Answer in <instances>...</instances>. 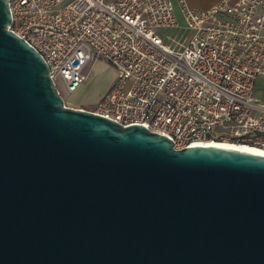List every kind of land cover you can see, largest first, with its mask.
Here are the masks:
<instances>
[{
    "label": "water",
    "instance_id": "obj_1",
    "mask_svg": "<svg viewBox=\"0 0 264 264\" xmlns=\"http://www.w3.org/2000/svg\"><path fill=\"white\" fill-rule=\"evenodd\" d=\"M0 0V264H264V154L175 148L64 104Z\"/></svg>",
    "mask_w": 264,
    "mask_h": 264
},
{
    "label": "built area",
    "instance_id": "obj_2",
    "mask_svg": "<svg viewBox=\"0 0 264 264\" xmlns=\"http://www.w3.org/2000/svg\"><path fill=\"white\" fill-rule=\"evenodd\" d=\"M9 11L10 30L40 53L56 87L74 92L93 60L115 69L93 113L175 148L219 141L264 154V97L254 94L264 0H9ZM181 30L182 42L171 39Z\"/></svg>",
    "mask_w": 264,
    "mask_h": 264
},
{
    "label": "rangeland",
    "instance_id": "obj_3",
    "mask_svg": "<svg viewBox=\"0 0 264 264\" xmlns=\"http://www.w3.org/2000/svg\"><path fill=\"white\" fill-rule=\"evenodd\" d=\"M171 34V39L177 40V42H182L185 37L184 30L172 31ZM94 61L88 63L82 70L84 79L76 91L69 93L60 83L57 84L58 91L66 106L91 110L114 82L116 75L114 77L112 75L115 69L103 60L102 64H93ZM254 94L257 97H264V80L262 78L257 79Z\"/></svg>",
    "mask_w": 264,
    "mask_h": 264
},
{
    "label": "crops",
    "instance_id": "obj_4",
    "mask_svg": "<svg viewBox=\"0 0 264 264\" xmlns=\"http://www.w3.org/2000/svg\"><path fill=\"white\" fill-rule=\"evenodd\" d=\"M185 3L189 6V7H199V8H207L209 7L212 3H214L216 0H184ZM102 64L103 61L102 60H95L93 62V64ZM116 75V72L113 71V75L112 77H114ZM113 79V78H112ZM80 86V85H79ZM78 89V88H77ZM76 89V90H77ZM75 90V91H76Z\"/></svg>",
    "mask_w": 264,
    "mask_h": 264
},
{
    "label": "bare ground",
    "instance_id": "obj_5",
    "mask_svg": "<svg viewBox=\"0 0 264 264\" xmlns=\"http://www.w3.org/2000/svg\"><path fill=\"white\" fill-rule=\"evenodd\" d=\"M200 144L231 146V147H238V148H242V149H247V150H253V151L261 152L257 147H251V146L244 145V144H237V143H230V142L208 141L206 143H198V144H195V145H200Z\"/></svg>",
    "mask_w": 264,
    "mask_h": 264
}]
</instances>
